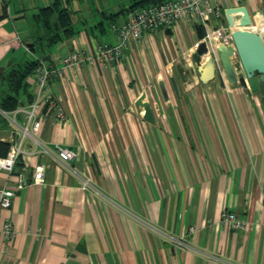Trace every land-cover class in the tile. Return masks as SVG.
<instances>
[{
	"label": "crops",
	"instance_id": "1",
	"mask_svg": "<svg viewBox=\"0 0 264 264\" xmlns=\"http://www.w3.org/2000/svg\"><path fill=\"white\" fill-rule=\"evenodd\" d=\"M54 1L0 0V94L12 66L37 57L56 65L118 43L113 25L141 8H131L140 0H73L77 33L49 45L36 14ZM220 1L222 15L207 26L181 20L132 39L118 62L55 80L66 119L51 112L41 144L27 136L14 171L0 169V193L15 191L1 215L15 234L0 232V264H264V96L227 77L203 83L191 52L208 26L229 24L228 8L264 19V0ZM26 81L18 108H0V142L12 145L27 122L35 74ZM144 93L154 122L138 105ZM57 145L78 158L62 161ZM39 165L42 183L34 181ZM226 210L246 226L225 224Z\"/></svg>",
	"mask_w": 264,
	"mask_h": 264
},
{
	"label": "built area",
	"instance_id": "2",
	"mask_svg": "<svg viewBox=\"0 0 264 264\" xmlns=\"http://www.w3.org/2000/svg\"><path fill=\"white\" fill-rule=\"evenodd\" d=\"M222 11L220 0H217L215 4L212 3V0H167L160 4L142 7L131 13L128 20L123 24L113 25L119 40L116 44H97L91 52L73 51L56 65L37 57L35 99L25 109L27 113L26 124L20 126V133L11 145L8 154L0 158V169L8 173L14 171L19 156L24 152L22 145L27 136L31 137L37 144H41L37 136L44 119L50 116L51 112L57 121L66 119L64 109L59 104L55 94L54 83L56 79H62L65 76L67 69H78L84 65L105 66L113 64L124 57L132 39L140 40L146 33L173 28L181 20L194 23L201 22L207 26L208 23L211 24L212 17L219 18ZM233 29L234 27L229 24L208 26L206 35L197 41L191 49V52L195 54L200 43L204 41L208 48L204 60L212 59L216 76L223 79L227 76L218 54V47L220 44L233 46ZM236 70L238 72V67ZM57 152L59 158L65 162L74 161L78 158V153L72 148L57 145ZM44 170L43 165L36 167L34 172L36 183L44 182ZM17 182L18 189H23L28 184L22 175L17 176ZM14 196L15 191L11 189L3 190L0 193V232L8 240L15 234L14 226L10 220L2 222L1 215L4 209L11 207ZM222 220L233 229H241L246 226V223L240 220L234 212L228 210L223 212Z\"/></svg>",
	"mask_w": 264,
	"mask_h": 264
},
{
	"label": "water",
	"instance_id": "3",
	"mask_svg": "<svg viewBox=\"0 0 264 264\" xmlns=\"http://www.w3.org/2000/svg\"><path fill=\"white\" fill-rule=\"evenodd\" d=\"M240 13L238 28L232 30L233 46L220 44L218 54L223 64L226 76L231 83H240L249 87L254 92H261L264 96V34L259 31L245 29L244 27L254 23L246 6L228 8L226 15L229 25L234 27L235 14ZM208 53L206 43H200L194 54L200 80L207 84L216 78V69L212 59L204 60V55ZM50 60V56L45 58ZM236 61L239 62L240 69L236 70ZM175 88L177 87L175 78H172ZM161 88L166 95L164 84ZM146 93L142 94L138 100V105L145 108L144 118L154 122L155 117L150 102L146 101Z\"/></svg>",
	"mask_w": 264,
	"mask_h": 264
},
{
	"label": "trees",
	"instance_id": "4",
	"mask_svg": "<svg viewBox=\"0 0 264 264\" xmlns=\"http://www.w3.org/2000/svg\"><path fill=\"white\" fill-rule=\"evenodd\" d=\"M73 0H55L48 6L41 7L36 14V18L40 21L44 28L45 34L41 39H46L49 45H53L63 38L74 36L77 31L73 19V12L69 7V3ZM167 0H140L136 1L133 6L141 5L146 7L156 5ZM204 37V32H201ZM206 35V34H205ZM42 58V57H39ZM38 65L37 59L25 61L23 64L12 66L4 75V81L7 85V91L0 94V108L6 111H13L20 105V94L28 89L26 79L35 74ZM11 148V143L0 142V156H6Z\"/></svg>",
	"mask_w": 264,
	"mask_h": 264
},
{
	"label": "bare ground",
	"instance_id": "5",
	"mask_svg": "<svg viewBox=\"0 0 264 264\" xmlns=\"http://www.w3.org/2000/svg\"><path fill=\"white\" fill-rule=\"evenodd\" d=\"M245 29H250L253 31H259L264 34V19L261 15L257 16L256 23L244 27Z\"/></svg>",
	"mask_w": 264,
	"mask_h": 264
},
{
	"label": "rangeland",
	"instance_id": "6",
	"mask_svg": "<svg viewBox=\"0 0 264 264\" xmlns=\"http://www.w3.org/2000/svg\"><path fill=\"white\" fill-rule=\"evenodd\" d=\"M98 3H100V0H98ZM78 4H79V1H74V2L72 3V6H75V5H76V7H77ZM72 6H71V7H72ZM240 24H241V21H240V22H236V23L234 24V28H238V27L240 26ZM236 66H237L238 68H240V66H238V61H236Z\"/></svg>",
	"mask_w": 264,
	"mask_h": 264
}]
</instances>
